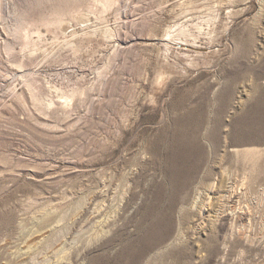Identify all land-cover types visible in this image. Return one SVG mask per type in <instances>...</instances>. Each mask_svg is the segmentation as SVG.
<instances>
[{
    "label": "rangeland",
    "instance_id": "rangeland-1",
    "mask_svg": "<svg viewBox=\"0 0 264 264\" xmlns=\"http://www.w3.org/2000/svg\"><path fill=\"white\" fill-rule=\"evenodd\" d=\"M0 264H264V0H0Z\"/></svg>",
    "mask_w": 264,
    "mask_h": 264
}]
</instances>
